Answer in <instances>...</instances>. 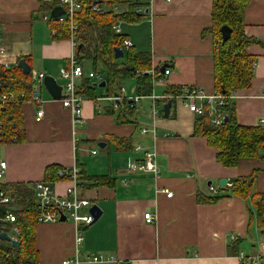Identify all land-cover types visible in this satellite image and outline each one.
Instances as JSON below:
<instances>
[{
	"label": "crops",
	"instance_id": "1",
	"mask_svg": "<svg viewBox=\"0 0 264 264\" xmlns=\"http://www.w3.org/2000/svg\"><path fill=\"white\" fill-rule=\"evenodd\" d=\"M54 1L0 0L5 47L0 62L13 67L23 60L33 78L43 73L62 85L60 70L69 67L75 48L71 38L53 39L48 19ZM139 1L145 16L136 23L121 21L120 30L135 51L151 58V70L146 72L152 77L151 93L138 101H148L149 118L136 117L141 110L138 102L130 107L135 86L130 95L123 88L117 98V92L102 96L95 91L85 97L81 122L73 123L70 111L44 87L35 85L33 97L41 98L43 117L36 119L32 100L24 102L25 141L0 145V160L6 162L2 185L37 183L52 165L62 170L75 167L87 185L83 196L101 210L98 220L80 231L77 247V231L71 222L36 224L38 264H62L75 257L78 264H240L229 251L232 236L240 241L239 252L246 255H258V244L264 243V227L248 208L252 209L251 198L223 197L214 204L197 200L199 194L225 196L235 179L252 174L256 175L253 193H264V150L258 159L223 167L206 139L194 136L198 116L178 95L165 94L166 87H197L207 96L214 94V40L204 35L212 27L213 0ZM56 2L55 7L60 6ZM245 34L258 41L247 49L255 60L254 78L251 88L237 91L233 99L238 123L258 126L264 124V0L250 1ZM162 67L169 71L167 75L160 73ZM84 78L77 82L78 88ZM154 84L164 87V96L156 101V115H152ZM123 100H128L129 108ZM126 108L134 109L133 115ZM136 146L139 152L134 151ZM144 152L155 154L156 177L128 171L129 163L140 160ZM101 176L111 179L112 185L96 186L92 179ZM222 180L227 181L225 187L220 185ZM52 185L61 195L70 182L64 177ZM12 207H18L14 201ZM145 212L155 215L150 225L143 222ZM8 225L12 235L7 234L16 240L15 226ZM87 256L112 257L113 261L89 262Z\"/></svg>",
	"mask_w": 264,
	"mask_h": 264
},
{
	"label": "trees",
	"instance_id": "2",
	"mask_svg": "<svg viewBox=\"0 0 264 264\" xmlns=\"http://www.w3.org/2000/svg\"><path fill=\"white\" fill-rule=\"evenodd\" d=\"M251 0H213L212 6V27L204 35H211L214 40V82L215 91L227 98L225 112L227 121L221 126H214L210 123L207 114L198 116L195 121L194 136L206 139L209 147L217 151L216 160L223 167L234 168L243 159L260 158L261 150H264V124L258 126H243L237 121L236 106L233 96L237 91L248 90L252 86L254 78V59L248 54L247 49L258 41L245 34V12ZM79 10L74 14L73 21L76 30L71 33L68 21L59 22L57 18L49 17L48 23L53 32V39L56 41L71 38L75 47V55L79 64L84 62L91 64L94 72L98 73L97 66L100 64L107 73L108 80L117 82L121 78L132 77L134 79L135 94L139 97L148 96L152 89V77L146 74L151 70V58L147 53L134 50L133 47L123 50L126 58V65L119 66L114 59V49L121 48L123 34H115L113 26L117 21L136 23L143 14H136L137 7H143L138 0H78ZM107 5V12H93L92 5ZM46 4L42 3L44 7ZM56 0L52 4V11L56 8ZM126 6L122 16H116L113 6ZM144 8V7H143ZM106 9V8H105ZM145 10V8H144ZM56 13V12H55ZM227 26L231 29L228 41H223L221 29ZM78 45H81L78 49ZM136 72L140 73L137 74ZM155 74H158L155 71ZM86 77V76H85ZM89 78H84L79 87V94L82 97H89L95 93V85H90ZM35 79L29 74L25 75L20 67L13 66L5 69L0 65V95L12 92L15 95L13 100L0 103V144H18L25 141L23 129L22 105L32 100L35 93ZM224 91V92H223ZM182 89L166 87L165 94L179 95ZM19 93L23 97H18ZM128 101V100H127ZM123 100L122 104L126 105ZM127 113L133 115L134 109H127ZM125 147V145L123 146ZM127 149L129 147H126ZM56 165L45 168L42 182L52 185L54 182L67 177L64 169ZM78 185L85 190L87 185L82 175L77 174ZM93 182L98 185H112V180L105 177H95ZM256 182V175L235 179L232 186L227 188L228 192L222 197L198 195V202L201 204H214L223 197H237L242 200L251 198L252 209L255 212L258 224L264 227V193H253ZM32 186H25L21 183L13 185H1L14 203L17 209L10 206H0V217L11 213L15 217L12 223L18 230L16 248L9 243L0 241V264H38L39 254L35 244V225L37 208L32 193ZM254 214H252L253 216ZM9 223L4 224L0 233H7ZM240 241L231 244L229 251L232 255H239Z\"/></svg>",
	"mask_w": 264,
	"mask_h": 264
},
{
	"label": "built area",
	"instance_id": "3",
	"mask_svg": "<svg viewBox=\"0 0 264 264\" xmlns=\"http://www.w3.org/2000/svg\"><path fill=\"white\" fill-rule=\"evenodd\" d=\"M138 1V0H137ZM59 7H62L64 10V14L57 17L59 22L68 21L70 32L73 33L76 30V24L73 21L74 14L79 10L80 4L78 0H59ZM106 8V9H105ZM126 6H113L111 9L116 16H122L126 11ZM107 5L103 4L102 6L92 5L93 12H107ZM136 14H143L144 8L137 7L134 11ZM121 21H117V23L113 26V30L115 34H121L120 30ZM73 47H76V43L73 42ZM131 47V43L128 39H123L122 42V51ZM5 53V47L2 44V33L0 29V57ZM252 64L255 67V62L253 60ZM0 65L5 69H9L10 65L7 62H0ZM168 70L164 71V75L168 74ZM137 74H140L136 72ZM60 79L62 80V98L59 100L61 106L70 111L73 116V123L81 122V111L82 105L84 103L85 98L79 94V88L77 86V82L81 80L83 77H87L89 79H95L96 81H100L101 77L99 73H91L85 74L83 67L79 64L78 58L75 53L69 60V67L60 70ZM44 78L43 73H39L34 76L36 81V85L41 88L42 80ZM124 89L118 88V96H122ZM18 97L22 98L23 94L19 93ZM180 99L183 100L186 107L189 108L191 112L196 114L197 116H203L205 114L208 115L210 123L214 126H221L226 122L227 115L225 112V105L227 98L218 93L214 92L213 95L207 96L205 91L197 88V87H185L182 88L181 94L178 95ZM15 98L14 93L7 92L5 94L0 95V103L3 104L7 100H13ZM141 97L134 95L130 97V107L135 108V103L139 101ZM164 98V97H163ZM153 101L152 106V115H156L158 113V108L156 107V101L154 96H151ZM32 102L36 106V119L40 120L44 111L42 108V101L38 95H34L32 98ZM142 134L146 132V130L141 131ZM140 147L136 146L134 148L135 152H139ZM93 154L96 152L93 151ZM6 171V162L0 160V206H10L13 203V199L5 190L2 189V181ZM128 171L132 174L142 173V174H150L153 177L157 176L156 169V161L155 154L153 152H144L142 154V158L140 160L131 161L128 165ZM65 174L68 177L70 185L65 189L63 194H57L53 185L47 184L45 182L39 181L34 183L32 186V193L35 198V206L37 208V224H51L60 222V218L64 217L65 221L71 220L72 224L75 226L77 234L75 237V245L76 247L80 244L82 238L80 236V231L84 228H87L93 222V215L90 213V209L93 207L92 203L87 200L82 193V188L78 185L77 182V168H72L70 170H64ZM166 195L171 196L167 190L163 191ZM84 211L85 214H81ZM155 215L151 212H145L143 214V222L147 225H150L154 222ZM15 222V217L11 213L4 214L3 217H0V229L4 228L5 223L12 224ZM14 232L18 233L17 228L15 227ZM12 238V237H11ZM14 239V238H12ZM232 242H236L238 239L236 236L231 237ZM76 250V255H77ZM240 264H264V243L258 244V255H246L243 252L239 253L237 256ZM86 260L89 262H103L107 260L113 261L112 257H103V256H87ZM78 264L79 260L77 257L73 261H63L62 264Z\"/></svg>",
	"mask_w": 264,
	"mask_h": 264
},
{
	"label": "water",
	"instance_id": "4",
	"mask_svg": "<svg viewBox=\"0 0 264 264\" xmlns=\"http://www.w3.org/2000/svg\"><path fill=\"white\" fill-rule=\"evenodd\" d=\"M56 12V13H55ZM64 14V10L62 7H56L52 12H51V17L53 18H57L60 15ZM221 33H222V38L223 41H228L231 35V29L227 26L222 27L221 29ZM81 45H78V49L80 48ZM124 54L121 48H116L114 49V59L118 60L123 58ZM17 66L20 67L22 69V72L25 75H29L30 74V69L28 68V66L25 64V62L23 60H21L19 63H17ZM165 67H162L160 69V73H163ZM42 87L45 88V90L48 92V94L50 95V97L55 100V101H59L62 98L61 95V91H62V87L56 82V80L53 77L50 76H45L42 80ZM99 88H103L105 87V83L102 82L101 84L98 85ZM224 92V91H223ZM168 107H170V104H167L164 107V111H165V115L164 117H167V111H168ZM227 121V119H226ZM99 148H103L104 145L103 144H98ZM227 184L226 180H222L220 182L221 187H225ZM90 213L93 215V222L91 223L94 224L98 218L101 216V210L99 209L98 206L94 205L91 209H90ZM65 219L64 217L60 218V222H64ZM0 241H4L6 243H9L11 245V247L16 248L18 246V242L15 239H12L7 233H0Z\"/></svg>",
	"mask_w": 264,
	"mask_h": 264
},
{
	"label": "rangeland",
	"instance_id": "5",
	"mask_svg": "<svg viewBox=\"0 0 264 264\" xmlns=\"http://www.w3.org/2000/svg\"><path fill=\"white\" fill-rule=\"evenodd\" d=\"M116 63L119 66H124V65H126V58L123 57L121 59H118L116 61ZM82 66H83V69L85 71V74H88L89 72L94 73V69L92 68L90 63L84 62L82 64ZM97 71L99 73V76L102 79L100 81L104 82V83L107 82V80H108L107 73L105 72V70L102 68V66L100 64H98V66H97ZM162 80L164 81V79H162ZM100 81H96V80L95 81H90V85H95L96 86V91L98 93L100 92V94L102 96H106V94L112 95L113 93H116L117 92V88H124L126 95H130V93H131L129 91L130 88L135 86L134 85V79L132 77L121 78L115 83H114V81H112V83L110 81L111 85L105 86L102 89L97 88V85H99L101 83ZM153 89L156 91L153 94L155 99L160 100V98L162 96H164L163 95L164 94V87H161L160 85L154 84V88ZM161 105L162 104H160V106ZM137 107L139 108L138 110L141 109L140 112L137 111V115L135 113L137 118H141V119L149 118V115H150L151 111H150V106H149L147 100L141 99V101L137 103ZM141 125H143V124H141ZM0 145H3V144H0ZM68 221L72 223L71 220H68ZM7 233L12 235L11 232H7Z\"/></svg>",
	"mask_w": 264,
	"mask_h": 264
}]
</instances>
